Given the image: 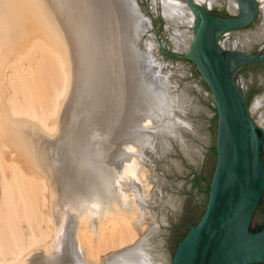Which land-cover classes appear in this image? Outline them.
I'll return each mask as SVG.
<instances>
[{
	"label": "bare ground",
	"instance_id": "obj_1",
	"mask_svg": "<svg viewBox=\"0 0 264 264\" xmlns=\"http://www.w3.org/2000/svg\"><path fill=\"white\" fill-rule=\"evenodd\" d=\"M153 1L169 23H194L184 0ZM136 7L0 0V264L164 263L151 240L159 221L143 222L146 161L183 138L190 100L163 72L153 33L139 44L147 22ZM170 36L182 51L191 40L176 26ZM40 50L42 74L20 64ZM250 110L264 127V95ZM162 204L161 222L173 223L174 201Z\"/></svg>",
	"mask_w": 264,
	"mask_h": 264
},
{
	"label": "water",
	"instance_id": "obj_2",
	"mask_svg": "<svg viewBox=\"0 0 264 264\" xmlns=\"http://www.w3.org/2000/svg\"><path fill=\"white\" fill-rule=\"evenodd\" d=\"M134 1L137 7L133 16L142 19L144 13L143 22H147L139 44H144L143 37L152 31L162 57L191 62L206 84L216 111V162L207 204L198 222H188L189 228L172 248L171 264H262L264 227L252 231L250 223L264 201V127L253 117L239 72L244 65L264 64V46L248 53L228 47L222 40L255 24L262 7L256 0H234V13L224 14L195 0H184L195 20L190 26L189 45L181 51L175 46L168 49L140 1ZM151 4L166 27L172 25L161 4L153 0Z\"/></svg>",
	"mask_w": 264,
	"mask_h": 264
},
{
	"label": "rangeland",
	"instance_id": "obj_3",
	"mask_svg": "<svg viewBox=\"0 0 264 264\" xmlns=\"http://www.w3.org/2000/svg\"><path fill=\"white\" fill-rule=\"evenodd\" d=\"M139 1L144 11L147 12L154 22L155 27L160 31L161 39L166 43L169 50H172L176 45L168 38L174 26L184 31L189 38L191 28L187 21L183 20L177 25L170 22L172 25L166 27V22L154 11L151 0ZM209 2L211 4L210 6L207 4V6L212 11L224 14L234 13L229 0H209ZM263 18L264 12L263 9H260L255 24L238 31V33L222 37L223 43L228 47L236 46L248 53H256L264 46ZM150 32L152 33V31ZM143 39H146V37L144 36ZM155 51L157 58L167 59L166 68H163V72L168 71L172 79L176 81V92H184L190 100L186 107V113H188H185L186 116L185 114L182 116L189 120L191 127L188 126V128L181 129L183 131L181 134L183 140L170 138L171 142L166 151H161L157 147L153 153L148 155L150 160L146 161V168H148L147 177L151 180V190L148 192V198H146L144 203L149 214L143 222L147 223L146 230L148 231L152 224L150 216L156 217L155 219L159 221L160 228L151 237L154 245L153 250L165 259L163 264H171L172 248L175 247L176 242L182 238L189 228L188 222H198L207 204L208 190L210 189L209 182L215 170L214 165L216 162L217 119L213 99L195 66L187 60L162 57L158 46ZM38 54L36 53L35 55L36 58L39 56L38 62H36L34 57L35 61L33 58H31L33 61L31 59L28 61L27 58L23 59L20 64L25 63L26 68L32 67V64L36 68V72L41 71L40 73L42 74L44 61L42 62L41 60L43 57L45 58L46 53L44 50H40ZM24 65H19V67L24 68ZM41 67L43 68L42 70ZM239 74L242 80L243 92H245L252 106L258 96L264 95V64L244 65ZM17 87L19 86L17 85ZM253 117L257 121L259 113L254 112ZM5 164L4 161L3 165L5 166ZM7 169L9 168L7 167ZM168 197H171L176 205L174 224L170 225L163 224L160 220L164 212L162 199ZM256 224H259V222ZM253 227H256V225L253 224ZM146 230H143L142 227L139 228V236L143 237L145 232H147ZM140 237L138 238L140 239ZM130 245L128 244L125 247ZM112 252L110 250L108 254L102 255V257L105 258Z\"/></svg>",
	"mask_w": 264,
	"mask_h": 264
},
{
	"label": "flooded vegetation",
	"instance_id": "obj_4",
	"mask_svg": "<svg viewBox=\"0 0 264 264\" xmlns=\"http://www.w3.org/2000/svg\"><path fill=\"white\" fill-rule=\"evenodd\" d=\"M251 219L250 229L252 231H257L260 230L261 227H264V201H261L260 205L255 209ZM257 222H259V224H256ZM253 224H255L256 227H253Z\"/></svg>",
	"mask_w": 264,
	"mask_h": 264
}]
</instances>
